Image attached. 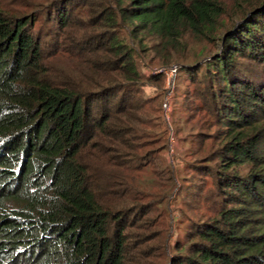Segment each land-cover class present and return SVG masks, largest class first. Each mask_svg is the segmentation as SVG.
I'll return each instance as SVG.
<instances>
[{
    "label": "trees",
    "instance_id": "obj_1",
    "mask_svg": "<svg viewBox=\"0 0 264 264\" xmlns=\"http://www.w3.org/2000/svg\"><path fill=\"white\" fill-rule=\"evenodd\" d=\"M147 55L214 118L184 169L212 177L218 209L172 246L153 225L182 190L160 114L158 135L140 130L168 90ZM161 249L264 264V0H0V264H160Z\"/></svg>",
    "mask_w": 264,
    "mask_h": 264
},
{
    "label": "rangeland",
    "instance_id": "obj_2",
    "mask_svg": "<svg viewBox=\"0 0 264 264\" xmlns=\"http://www.w3.org/2000/svg\"><path fill=\"white\" fill-rule=\"evenodd\" d=\"M230 1L234 0H225L227 5H230ZM148 58H151V55L142 57L143 63L141 69L142 72L146 75H150L149 73L156 70V68H161L159 65L154 63L155 61H149ZM204 59L205 57H200L199 61ZM63 68L68 69L65 64L63 65ZM158 72L159 71L156 70L154 73ZM151 82V85L145 86V95L153 94L156 90L154 89V81L152 80ZM167 92L168 90L163 93L162 99H158L157 101L150 103V105L145 106L146 114L142 113V116L140 117V120H142L140 122H143L140 124V130L141 128H143L144 124L146 128H148L147 130L152 129L155 132L154 134L158 135L156 129L157 120H155V115L160 114V118L162 119V123L165 127L168 143V148L164 152H161V154L164 155L163 163H167L171 166L176 179V187L174 188V190L178 191V188H180L182 190V193L181 197L175 198L174 200L170 201V205L169 207H167V211H162L163 213L160 215L158 222L153 225V228L162 229L163 236L166 229H169L168 240L170 239V245L168 246H172L177 240L185 239V236L188 232V224L190 221L199 220L203 216H212L213 214H216V211L218 209V202L217 197L214 194L215 189L211 176L200 174L199 171H195L192 169L189 170V168L187 167L185 168L187 169V171H185L184 169L185 163L193 158L188 154V152L192 150L189 140H193L195 134L200 133V131L204 130L203 132L205 133L212 132L215 127L208 126L212 125L211 123L214 121V118L210 115H207V113L198 106L190 108L188 107L185 110L186 107L184 108L180 91L174 96L173 93L171 94L168 101L169 106L168 108H165L163 106V103ZM198 103V101H195L193 106ZM156 105L158 106L157 108L159 109V111L157 110V108L155 109ZM188 112L189 115H186V113L188 114ZM147 120L149 121L145 122ZM154 134H140L137 139L132 140V143L134 145L143 144L147 136L154 137ZM210 145L211 139H206L203 145V149H201L200 151L201 156L207 155V150H209ZM146 148L147 147L145 145L144 147L142 145H135L133 149L135 150L136 154H142L144 153ZM205 159L206 157L198 160V163L201 162L200 164H208ZM145 160L146 163L143 164L147 166L143 169L142 174L147 173L150 168L149 165H151L148 164V158H146ZM184 177L185 179H183ZM171 199H173V196L171 197ZM167 253L168 251L162 252V249L160 251V254L158 253V251H155V255H159L157 257V261H160V264H165L166 261L164 260V258L165 254ZM151 259H153V257H151Z\"/></svg>",
    "mask_w": 264,
    "mask_h": 264
},
{
    "label": "built area",
    "instance_id": "obj_3",
    "mask_svg": "<svg viewBox=\"0 0 264 264\" xmlns=\"http://www.w3.org/2000/svg\"><path fill=\"white\" fill-rule=\"evenodd\" d=\"M158 71H161L165 74V87L168 89V92L166 93V96L164 98V103L163 106L165 108H168L169 104V97L171 96L170 90L172 88L176 73H177V68L176 66L172 65L168 68H160L157 69Z\"/></svg>",
    "mask_w": 264,
    "mask_h": 264
}]
</instances>
